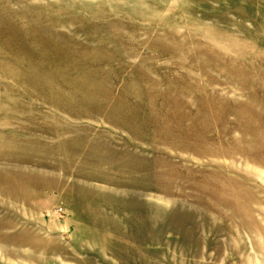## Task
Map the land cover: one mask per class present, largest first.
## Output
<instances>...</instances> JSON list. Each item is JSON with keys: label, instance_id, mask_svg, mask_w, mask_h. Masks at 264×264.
Masks as SVG:
<instances>
[{"label": "rangeland", "instance_id": "obj_1", "mask_svg": "<svg viewBox=\"0 0 264 264\" xmlns=\"http://www.w3.org/2000/svg\"><path fill=\"white\" fill-rule=\"evenodd\" d=\"M0 264H264V0H0Z\"/></svg>", "mask_w": 264, "mask_h": 264}]
</instances>
